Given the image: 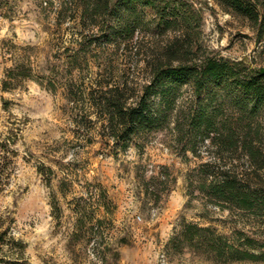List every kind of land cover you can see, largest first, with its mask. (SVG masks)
Returning <instances> with one entry per match:
<instances>
[{"label":"rangeland","instance_id":"1","mask_svg":"<svg viewBox=\"0 0 264 264\" xmlns=\"http://www.w3.org/2000/svg\"><path fill=\"white\" fill-rule=\"evenodd\" d=\"M98 1L111 13L97 16ZM181 1L194 12L186 36L194 59L264 68L252 20L217 0ZM136 8L142 25L122 41L106 36L126 14L122 0H0V264H264V209L217 205L200 190L204 164L248 162L193 128L199 104L189 85L179 127L127 143L112 136L102 98L112 89L132 103L179 33ZM221 94L224 130L239 109ZM189 224L208 231L190 242ZM213 237L223 251L210 247Z\"/></svg>","mask_w":264,"mask_h":264},{"label":"trees","instance_id":"2","mask_svg":"<svg viewBox=\"0 0 264 264\" xmlns=\"http://www.w3.org/2000/svg\"><path fill=\"white\" fill-rule=\"evenodd\" d=\"M217 1L226 11L252 20L258 38H264V0ZM122 3L126 14L118 17V24L108 30L107 38L113 35L129 41L135 37L142 25L137 4L151 8L161 25L179 33L168 41L161 57L152 59L150 83L132 103L124 101L112 89L102 98L100 106L108 115L112 136L127 143L133 136L162 131L172 123L179 127L183 113L180 93L189 85L196 98L194 102L199 104L192 114L193 128L206 133L214 145L240 148L248 162L243 170H220L211 163L204 164L200 190L208 193L217 205L251 211L264 209V68L252 67L244 60L210 56L194 59L191 42L187 40L194 12L181 0H122ZM94 7L97 16L111 13L107 2L100 1ZM7 83L4 82V89H8ZM223 91L231 93V104L239 109L224 130L217 120L222 111L219 100ZM6 145L0 140V148ZM205 231L207 228L189 224L182 235L194 242ZM5 235L7 231L0 232V237ZM211 240L210 247L214 250L224 249L220 238ZM15 243L24 247L21 242Z\"/></svg>","mask_w":264,"mask_h":264}]
</instances>
